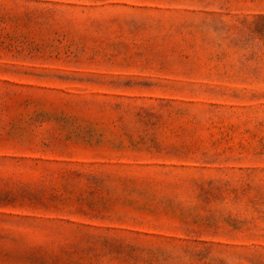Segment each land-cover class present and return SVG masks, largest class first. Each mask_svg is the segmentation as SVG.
<instances>
[{"label":"rangeland","instance_id":"374dc122","mask_svg":"<svg viewBox=\"0 0 264 264\" xmlns=\"http://www.w3.org/2000/svg\"><path fill=\"white\" fill-rule=\"evenodd\" d=\"M0 264H264V0H0Z\"/></svg>","mask_w":264,"mask_h":264}]
</instances>
